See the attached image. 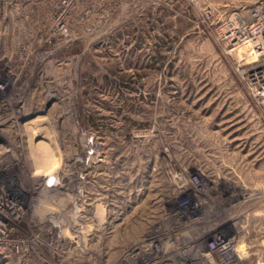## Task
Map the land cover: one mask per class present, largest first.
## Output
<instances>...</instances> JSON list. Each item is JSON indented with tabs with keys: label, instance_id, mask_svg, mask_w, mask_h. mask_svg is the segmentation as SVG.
<instances>
[{
	"label": "rangeland",
	"instance_id": "374dc122",
	"mask_svg": "<svg viewBox=\"0 0 264 264\" xmlns=\"http://www.w3.org/2000/svg\"><path fill=\"white\" fill-rule=\"evenodd\" d=\"M60 1L0 0V84L28 109L17 131L30 164L82 186L87 141L105 154L109 184H157L163 160L202 169L217 201L234 200L247 258L264 264V93L253 75L264 55L231 39L262 0H89L69 34ZM40 139L59 155L48 170L32 156Z\"/></svg>",
	"mask_w": 264,
	"mask_h": 264
},
{
	"label": "built area",
	"instance_id": "2783aa9c",
	"mask_svg": "<svg viewBox=\"0 0 264 264\" xmlns=\"http://www.w3.org/2000/svg\"><path fill=\"white\" fill-rule=\"evenodd\" d=\"M88 3L61 0L59 14L66 16L56 25L69 34L70 19L91 12ZM243 23L232 42H249L264 55V0ZM253 75L264 93V63ZM6 82L0 84V264H108L112 254L115 264H256L239 244L244 234L234 200L217 201L206 190L202 169L163 160L152 168L157 184L147 177L143 185L139 177L109 184L105 154L85 141L82 186L64 170L41 173L17 131L28 109L7 95Z\"/></svg>",
	"mask_w": 264,
	"mask_h": 264
},
{
	"label": "bare ground",
	"instance_id": "6f19581e",
	"mask_svg": "<svg viewBox=\"0 0 264 264\" xmlns=\"http://www.w3.org/2000/svg\"><path fill=\"white\" fill-rule=\"evenodd\" d=\"M260 2V1H259ZM256 5H258V3L256 4ZM255 5V6H256ZM38 116H36V119L34 118V119H32V120H29L28 122H27V130L29 129V131H31V130H33V128H35L36 129V120L38 119L37 118ZM39 120V119H38ZM37 120V121H38ZM44 129V128H43ZM28 131V132H29ZM36 131V130H35ZM34 131V132H35ZM32 132V131H31ZM33 132V133H34ZM32 135V134H31ZM30 135V136H31ZM51 137V136H50ZM31 139L32 138H30V141H31ZM52 138H50V140H51ZM34 140V139H33ZM50 140H39V141H37L36 143H33V144H35V146L36 145H38V147H41V149H42V156L41 157H39V156H36V155H33L32 154V156H33V158H34V160H35V162H36V164L38 165V166H42V168L43 167H45V168H47V170H48V168L49 167H55V166H53V165H55V163L57 162V160H59V159H57V157L59 156V155H57L58 153L57 152H55V149H54V146L52 145V143H51V141ZM33 142V141H32ZM54 142V141H53ZM30 144H31V142H30ZM55 144V143H54ZM32 147H33V145H32ZM57 148V147H56ZM32 152V151H31ZM61 158V157H60ZM56 159V160H55ZM59 162V161H58ZM57 162V163H58ZM40 164V165H39ZM59 165V164H58ZM36 168H38V170H39V167H36ZM41 169V168H40ZM50 169V168H49ZM50 172H52V171H50ZM42 173V172H41ZM47 174V173H46ZM240 221H238L237 223H238V225L241 227V226H243V224L242 223H239Z\"/></svg>",
	"mask_w": 264,
	"mask_h": 264
}]
</instances>
